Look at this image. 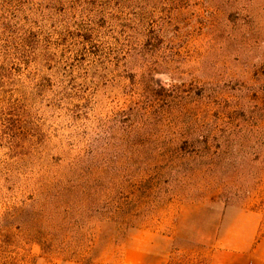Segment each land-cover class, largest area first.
<instances>
[{"label":"rangeland","instance_id":"rangeland-1","mask_svg":"<svg viewBox=\"0 0 264 264\" xmlns=\"http://www.w3.org/2000/svg\"><path fill=\"white\" fill-rule=\"evenodd\" d=\"M256 225L264 0H0V264H206Z\"/></svg>","mask_w":264,"mask_h":264},{"label":"crops","instance_id":"crops-1","mask_svg":"<svg viewBox=\"0 0 264 264\" xmlns=\"http://www.w3.org/2000/svg\"><path fill=\"white\" fill-rule=\"evenodd\" d=\"M257 225L250 233L249 237H238L241 240L239 249H228L222 251L215 245V235H212V243L210 245L206 264H264V235L255 238ZM255 238V239H254ZM244 239V240H243ZM244 242V243H243ZM245 244V245H244ZM156 264H163L160 257L155 258Z\"/></svg>","mask_w":264,"mask_h":264}]
</instances>
